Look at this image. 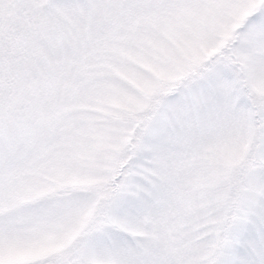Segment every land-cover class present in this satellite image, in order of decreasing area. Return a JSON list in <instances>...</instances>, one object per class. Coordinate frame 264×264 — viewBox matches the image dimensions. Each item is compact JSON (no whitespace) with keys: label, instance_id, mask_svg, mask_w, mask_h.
<instances>
[{"label":"snow or ice","instance_id":"obj_1","mask_svg":"<svg viewBox=\"0 0 264 264\" xmlns=\"http://www.w3.org/2000/svg\"><path fill=\"white\" fill-rule=\"evenodd\" d=\"M0 264H264V0H0Z\"/></svg>","mask_w":264,"mask_h":264}]
</instances>
